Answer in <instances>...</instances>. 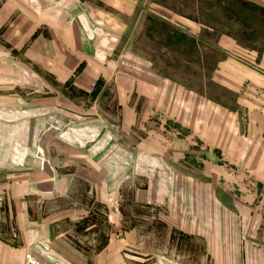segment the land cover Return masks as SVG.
I'll list each match as a JSON object with an SVG mask.
<instances>
[{
    "label": "crops",
    "instance_id": "obj_1",
    "mask_svg": "<svg viewBox=\"0 0 264 264\" xmlns=\"http://www.w3.org/2000/svg\"><path fill=\"white\" fill-rule=\"evenodd\" d=\"M51 1L42 24L39 12L30 16L18 10L0 16L2 36L10 44L7 47L14 54L21 53L33 72L55 91L45 97H22L23 106L8 107L17 115L15 120L3 119L4 132L24 135L8 142L4 134L0 143V196L5 199L0 203V244L24 263L28 257H36L72 264H76L74 260L112 264L119 259L121 264L125 243L140 235L138 225L128 229L124 218H118L124 185L140 179L135 176V165L157 161L150 136L169 132L164 122L171 115H179L180 123L186 120L187 96L182 91L172 99L166 77L140 75L134 55L117 53L133 50L134 43L125 40L133 34L132 23L141 17L140 9L142 12L148 0ZM257 1L264 6V0ZM142 32L143 27L134 40ZM144 79L158 84L146 85ZM91 85H95L94 91ZM10 95L16 99L15 94ZM104 104L117 109L119 124L106 121ZM154 116L157 122L152 121ZM150 120V126L143 124L147 134L140 137V122ZM122 142L133 143L126 148ZM146 176L145 186L133 191L135 202L151 203L157 192L151 176ZM169 201L172 209L167 217L170 219L171 212L173 224L164 223L183 236L200 235L208 227L204 234L209 238L217 235L210 227L233 228L239 219L243 224L258 221L264 226V203L239 207L211 201L208 206H198V201L186 198V208ZM237 210L243 212V219ZM240 256L241 251L227 258Z\"/></svg>",
    "mask_w": 264,
    "mask_h": 264
},
{
    "label": "rangeland",
    "instance_id": "obj_2",
    "mask_svg": "<svg viewBox=\"0 0 264 264\" xmlns=\"http://www.w3.org/2000/svg\"><path fill=\"white\" fill-rule=\"evenodd\" d=\"M50 4L51 0H0V16L18 10L30 16L39 12L38 22L42 24ZM142 10L141 17L132 23L133 34L125 40L134 43L133 50L117 53L134 55V64H138L136 73L140 75L166 77L172 99L185 92L187 115L182 123L179 115L166 116L164 123L170 131L149 134L154 145L144 144L150 145L157 161L135 165V176L140 179L124 185L123 208L118 218H124L128 229L138 225L140 235L135 239L129 237L125 243L121 264H224L227 261L264 264L261 254L264 226L258 225V221L243 224L239 219L233 228L210 227L214 232L217 230L212 238L204 234L208 227L202 228L200 235L183 236V232L164 223H170L173 218L171 212L170 219L167 217L168 209H172L170 199L175 207L186 208V198L195 199L198 206H208L211 201L239 207L264 203V6L257 0H148ZM142 27L139 40H134L136 31ZM2 31L3 27L0 29V143L3 137L16 142L24 135L2 130L3 119L13 121L17 116L8 107L23 106L25 96L45 97L55 92L33 72L34 67L21 53L14 54L7 47L10 44ZM143 81L146 85L158 84ZM90 90L94 91L95 85ZM10 94H15L16 99ZM79 100L83 103L87 99ZM172 106L176 107L177 103ZM102 108L108 123H120L117 109L114 111V107L105 104ZM152 121L157 122V117ZM147 122H140L137 133L140 137L147 134L143 124L150 126L151 120ZM163 138L170 142H163ZM182 142L185 143L178 151ZM131 143L122 142V145L129 148ZM2 175L0 170V181ZM146 175L153 179L157 192L152 195L151 203L135 202L133 191L135 187L145 186ZM4 200L0 196V203ZM236 212L243 219V212ZM248 212L251 214L253 210ZM250 214L245 213L248 217ZM249 239L256 243H249ZM236 241L238 244L234 245ZM81 245L86 247V243ZM236 246L242 256L228 259V255L238 253L232 250ZM50 261L72 264V261L36 257H28L24 263L0 244V264H51ZM74 261L92 264L91 260ZM118 262L119 259L113 260L112 264Z\"/></svg>",
    "mask_w": 264,
    "mask_h": 264
}]
</instances>
